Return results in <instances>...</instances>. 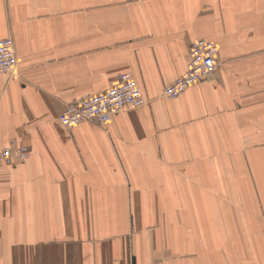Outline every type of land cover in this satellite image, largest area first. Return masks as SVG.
I'll return each mask as SVG.
<instances>
[{
    "label": "crops",
    "instance_id": "crops-1",
    "mask_svg": "<svg viewBox=\"0 0 264 264\" xmlns=\"http://www.w3.org/2000/svg\"><path fill=\"white\" fill-rule=\"evenodd\" d=\"M6 38L18 66L0 74V152L19 139L31 153L27 179L0 160L19 177L0 179V264H264V186H165L264 179V0H0ZM201 38L220 49L217 73L164 98ZM124 73L146 106L51 125Z\"/></svg>",
    "mask_w": 264,
    "mask_h": 264
},
{
    "label": "built area",
    "instance_id": "built-area-1",
    "mask_svg": "<svg viewBox=\"0 0 264 264\" xmlns=\"http://www.w3.org/2000/svg\"><path fill=\"white\" fill-rule=\"evenodd\" d=\"M219 48L216 44L205 39L193 42L186 72L164 91V97L177 99L188 89L210 80L218 67ZM18 66V55L14 41L6 38L0 40V74L13 75ZM146 99L137 80L131 74H123L119 82L98 94L86 97L59 115L61 127L74 129L89 121L101 125L109 124L115 116L128 110H136L145 106ZM15 147L4 149L2 158L12 162ZM17 157L25 162L29 159L30 149L21 147Z\"/></svg>",
    "mask_w": 264,
    "mask_h": 264
},
{
    "label": "rangeland",
    "instance_id": "rangeland-1",
    "mask_svg": "<svg viewBox=\"0 0 264 264\" xmlns=\"http://www.w3.org/2000/svg\"><path fill=\"white\" fill-rule=\"evenodd\" d=\"M9 39H12V38H9ZM1 40H3V39H1ZM205 40H207V39H205ZM208 41H210V40H208ZM193 42H192V44H193ZM211 42H213V41H211ZM192 44H191V47H192ZM214 44H216V43H214ZM191 47H190V50H189V53H188V56H187V64H188V57L190 56V52H191ZM217 47H218V45H217ZM219 55H220V49H219ZM219 55H218V64L219 65L217 67V70H216L215 74L217 73V71H218V69L220 67ZM186 68H187V65H186ZM124 74H127V73H124ZM120 77H119V80H120ZM210 80H208V81H210ZM173 83H171L170 85H172ZM170 85H168V86H170ZM168 86H166L164 88L163 95H164L165 89ZM141 91H142V89H141ZM142 93H143V91H142ZM89 96H91V95H89ZM89 96H86V97H89ZM86 97H84V98H86ZM84 98H82V99H84ZM82 99H80V100H82ZM80 100H78V101H76L74 103L67 104L66 107H65V109H64V111L67 110V107L68 106L74 105L77 102H79ZM148 103L149 102L147 101L146 104H145V106ZM58 119H59V116L57 118V123H56V121L53 120L52 121V124H51V125H53V127H56L57 129H58V124H59L58 123ZM89 122H94V121H89ZM95 123L98 124L97 122H95ZM24 128H25L24 126H21L20 127V129L22 131L24 130ZM26 130L29 131V128L26 127ZM10 146L15 147L16 149L13 151V154H12V156H13L12 162L11 163H8V162H5L3 160L2 153H3L4 149H6V148H8ZM25 146L28 147V145L26 143H23L19 139H11V140H9L8 142L5 143L4 147L2 145V149H1V152H0V160L3 162V164L10 166V165H14V163L17 161L16 162L17 164H15L12 167H18L17 168L18 171L20 169H22V171H19V174L21 175L22 179H27L28 169L26 167L27 165H23L24 162L21 161V159L19 158V156L17 157V154L19 155V153H20L18 151V149L21 148V147H25ZM30 153H31V150H30ZM5 165H1L0 164V179H18L19 177H16L15 174L12 173V172H15L14 169H16V168H12L11 167V170H6L5 168H3V166H5ZM33 169L35 170V176L37 177V179L38 178L39 179L45 178V175L47 173H49V172H51L55 176H57L58 174H56V170H59L58 168H44V167H33ZM102 177L103 176L101 175L100 176V179H85L84 180V188L88 189L91 192H93L94 191L93 189L96 188V190L98 191V189L103 186V179H102ZM167 181L168 182L165 183V186L166 187H169L170 184H172V185L175 186V188H171V190H178V191L193 190V191H205V192H215V193H223V191H234L235 192V191H247V190H253V189L254 190H257L259 184H260V190H263V186H264V179H183L181 182L179 181V179H167ZM133 186H134V184H131V183L128 184V187L129 188L130 187L132 188Z\"/></svg>",
    "mask_w": 264,
    "mask_h": 264
}]
</instances>
